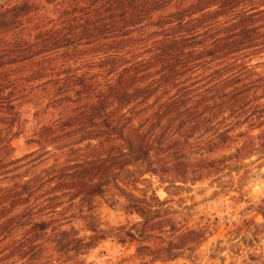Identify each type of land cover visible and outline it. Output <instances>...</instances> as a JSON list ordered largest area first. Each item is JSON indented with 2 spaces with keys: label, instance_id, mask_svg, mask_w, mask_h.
I'll use <instances>...</instances> for the list:
<instances>
[{
  "label": "trees",
  "instance_id": "obj_1",
  "mask_svg": "<svg viewBox=\"0 0 264 264\" xmlns=\"http://www.w3.org/2000/svg\"><path fill=\"white\" fill-rule=\"evenodd\" d=\"M23 136L33 149L16 158ZM260 153L264 0L0 5L3 261L32 264L50 242L84 256L106 237L97 200L136 216L129 235L141 244L169 235L138 255L181 258L195 231L163 214L149 177L171 196ZM258 209L264 219V200Z\"/></svg>",
  "mask_w": 264,
  "mask_h": 264
},
{
  "label": "rangeland",
  "instance_id": "obj_2",
  "mask_svg": "<svg viewBox=\"0 0 264 264\" xmlns=\"http://www.w3.org/2000/svg\"><path fill=\"white\" fill-rule=\"evenodd\" d=\"M6 3L7 0H0V5ZM12 146L16 158L33 149L24 136L14 140ZM149 178L152 189L164 202L163 214L172 218L176 229L180 233L195 231L192 240L196 246L191 251H184L181 258L173 261H167L165 252L159 259L138 255L142 245L165 248L169 235L153 234L148 244H141L129 235L135 234L131 225L138 218L122 212L117 205L108 207L103 200H97L101 225L106 231L104 240L78 258L57 254L50 242L32 264H260L264 257V219L257 211L264 200V154L231 164L216 178L177 184L171 187V196L156 178ZM138 190V196L147 191L142 184ZM120 226L125 229L113 231ZM81 237L86 239L87 235ZM4 256L0 255V264H13L12 259L3 261Z\"/></svg>",
  "mask_w": 264,
  "mask_h": 264
}]
</instances>
